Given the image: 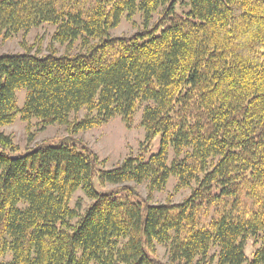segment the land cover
Wrapping results in <instances>:
<instances>
[{
  "label": "trees",
  "instance_id": "trees-1",
  "mask_svg": "<svg viewBox=\"0 0 264 264\" xmlns=\"http://www.w3.org/2000/svg\"><path fill=\"white\" fill-rule=\"evenodd\" d=\"M137 13L141 30L111 34ZM40 26L44 51L0 54V128L19 116L76 135L142 107L160 147L101 170L80 141L19 152L0 131V264H162L156 244L165 264L212 250L209 264H264V0H0L2 41ZM170 177L189 196L147 203ZM78 191L86 207L70 206Z\"/></svg>",
  "mask_w": 264,
  "mask_h": 264
},
{
  "label": "rangeland",
  "instance_id": "rangeland-1",
  "mask_svg": "<svg viewBox=\"0 0 264 264\" xmlns=\"http://www.w3.org/2000/svg\"><path fill=\"white\" fill-rule=\"evenodd\" d=\"M155 19L156 15L153 20ZM142 23L143 19L139 13L131 18H127L126 15H124L118 26L111 31V34L115 37L132 35L142 29ZM52 31V28L49 26H40L39 28L32 29L24 39L21 35L14 36L6 41H2L0 38V54L21 53L24 48L23 45L28 48L31 47L32 52L36 51L37 48H42L44 51ZM58 51H63V48H59ZM24 98L25 92L23 90L16 92V104L19 109L23 106ZM141 113L142 107H139L133 115L129 127H126L122 119L116 116L91 130L80 132L76 135H70L66 128L62 126H51L43 130L38 125L37 120L26 123L21 121L19 116H17L10 125L0 128V131L11 137L14 146L19 152H24L27 148L41 143L49 146L64 141H69L68 143L80 141L95 155L97 159L96 168L109 170L119 165L128 156L137 157L139 154H142V157L147 159L149 156L158 152L160 147L159 136L148 141V143L145 141V133L141 127ZM84 116L85 111H81L77 115L79 119ZM173 158L172 152L169 151L167 156L168 164H170ZM94 185L96 189L101 192L109 191L114 188L109 185L104 187L99 186L96 178H94ZM136 191L138 197H145L146 185H140L137 187ZM189 192L190 188L181 186L177 178L170 177L161 190L151 194L150 201L147 203L150 205H178L189 196ZM77 202H80L83 207H86L90 203L80 191L74 194L70 206H74ZM234 204L235 203L231 200L227 201L219 207L209 210L206 217L200 218L204 221L203 223L208 225L218 214L230 213L232 211L231 205ZM216 212H218V214H216ZM250 244L251 241L248 242L246 247V256L248 258L253 250ZM213 253L212 250L208 254L206 261L203 259L199 264H209V257L213 255ZM155 257L157 260H160L162 264H165L168 261V247L166 245L156 244ZM5 260H8V257L5 258ZM195 261H197V259ZM212 264H214V262Z\"/></svg>",
  "mask_w": 264,
  "mask_h": 264
}]
</instances>
